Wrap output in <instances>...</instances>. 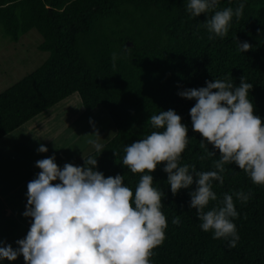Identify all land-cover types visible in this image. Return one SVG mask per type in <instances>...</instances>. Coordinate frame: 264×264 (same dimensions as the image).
Segmentation results:
<instances>
[{
  "label": "trees",
  "instance_id": "trees-1",
  "mask_svg": "<svg viewBox=\"0 0 264 264\" xmlns=\"http://www.w3.org/2000/svg\"><path fill=\"white\" fill-rule=\"evenodd\" d=\"M187 3L0 0L4 34L17 41L34 28L42 36L38 48L48 52L39 66L0 91V138L77 92L86 110L103 108L115 129L101 145V153L95 149L84 156L96 157L94 170L105 178L124 176L125 185L134 193L143 174H133L122 165L124 147L152 131H163L154 129L149 118L169 109L188 128V144L179 164L214 171L218 151L208 144V150L216 152L209 157L200 147L202 137L192 131L189 111L195 100L178 93L205 87L206 81L215 79L239 86L243 76L253 85L248 98L254 114L264 121V0H219L216 10L231 7L235 11L240 3L245 5L222 38L204 25L214 12L193 17ZM238 42L249 43L250 50L241 52ZM163 167L158 165L151 175L153 187L164 193L161 211L167 228L162 244L152 250L150 264H264V185L253 184L234 163L224 166L222 185L213 181L217 201H210L205 211L226 193L251 194L247 203L233 196L239 240L230 248L228 240L213 239L212 230H201L196 210L189 207V192L195 184L173 195ZM176 216L179 224L172 223ZM0 226L7 232L16 226L1 198Z\"/></svg>",
  "mask_w": 264,
  "mask_h": 264
},
{
  "label": "clouds",
  "instance_id": "clouds-1",
  "mask_svg": "<svg viewBox=\"0 0 264 264\" xmlns=\"http://www.w3.org/2000/svg\"><path fill=\"white\" fill-rule=\"evenodd\" d=\"M218 4L219 0H188L187 11L193 17L214 12L204 25L222 38L233 16L241 17L245 5L240 3L234 11L231 7L216 10ZM238 47L246 52L251 45L238 42ZM240 81L234 86L230 80L215 79L206 81L205 87L178 93L195 100L189 111L192 131L202 137L200 147L209 157L216 152L209 151L208 144L218 151L214 171L179 164L188 144V128L172 109L149 118L154 129L163 131H152L124 147L122 165L133 174H143L134 193L125 185L124 176L105 178L95 171L96 157L83 158L84 166L66 163L62 169L54 156L36 161L40 171L27 184L23 213L31 217L30 228L15 242V249L0 241V260L14 261L22 256L25 264H150L152 250L162 244L167 228L161 211L164 193L153 187L151 175L161 164L173 195L195 184L189 192V207L196 210L201 230H212L213 239L228 240V246L235 247L239 236L233 223L238 217L233 196L247 203L251 194L226 193L216 206L205 209L210 201H217L213 181L223 184L226 164L234 163L253 184L264 185V121L254 114L248 98L253 85L243 76ZM89 143L97 152L103 151L95 141ZM37 151L48 149L40 145ZM57 180L59 183H53ZM172 223L179 224V216Z\"/></svg>",
  "mask_w": 264,
  "mask_h": 264
},
{
  "label": "rangeland",
  "instance_id": "rangeland-1",
  "mask_svg": "<svg viewBox=\"0 0 264 264\" xmlns=\"http://www.w3.org/2000/svg\"><path fill=\"white\" fill-rule=\"evenodd\" d=\"M41 41L42 36L34 28L21 35L17 41H14L5 35L0 27V71L2 72L0 91L22 78L45 60L48 52L38 48ZM78 98V94L74 92L68 98L45 110L46 112L42 117L47 121L43 124L46 128L41 132L38 128L36 129L39 137L42 138L38 140L37 146L44 145L48 151L39 153L37 151L38 147H36L34 149L36 157L33 163L36 164L38 160L54 156L55 163L61 169L66 163L74 166H84V156L95 150V147L89 141L93 140L102 145L114 135L115 129L106 111L101 107L88 111L85 108H80V105L76 109L74 100H78ZM54 132L55 137L51 143L47 144L50 142L48 137ZM7 139L12 145L19 142L14 136ZM29 141L33 142V139L26 138L24 140L23 149L27 147ZM56 146H59V150H56ZM29 156L33 158L32 153ZM37 169V173H39L40 169ZM37 173L29 181L33 180ZM53 183H59V181ZM27 184L22 187L23 192H20L22 194L18 201L9 203L11 206V219L16 226H14L12 232H7V228L0 226V241H3L4 244H10L14 249L18 247L15 242L26 236L31 224V217L23 216L27 204ZM0 264H25V262L22 256H18L14 261L0 260Z\"/></svg>",
  "mask_w": 264,
  "mask_h": 264
},
{
  "label": "crops",
  "instance_id": "crops-1",
  "mask_svg": "<svg viewBox=\"0 0 264 264\" xmlns=\"http://www.w3.org/2000/svg\"><path fill=\"white\" fill-rule=\"evenodd\" d=\"M0 81H2L1 71ZM69 96H67L66 98H68ZM74 101V106L76 107V109L79 105L81 106L80 108H84V106L81 105L82 103L80 97L78 98V100L75 99ZM95 109L98 108L95 107L88 111H92ZM44 112L46 111L39 113L27 122L20 125L18 128L0 138V198L6 205V214H11V206L9 205V203L18 201L19 197L22 194H20V192H23L22 187L24 186V184L28 183V181L33 178L38 172L35 163H33L36 157L34 149L36 147H39L37 146V143L39 142L38 140L42 139L41 137H39L36 129L38 128L41 132L44 128H46L43 126V124L47 123L46 119L42 117L43 114H45ZM10 136H14L19 142L12 145L7 139ZM23 136L24 138H22ZM54 137L55 132L48 137L50 142H48L47 144L51 143ZM26 138L33 139V142L29 141L27 143V147L23 149L22 147ZM56 150H59V146H56ZM30 153L33 154V158L29 156ZM14 196L16 197L14 198Z\"/></svg>",
  "mask_w": 264,
  "mask_h": 264
},
{
  "label": "water",
  "instance_id": "water-1",
  "mask_svg": "<svg viewBox=\"0 0 264 264\" xmlns=\"http://www.w3.org/2000/svg\"><path fill=\"white\" fill-rule=\"evenodd\" d=\"M128 45H131V42H127Z\"/></svg>",
  "mask_w": 264,
  "mask_h": 264
}]
</instances>
